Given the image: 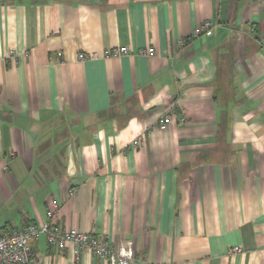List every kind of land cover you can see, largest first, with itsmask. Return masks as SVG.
Instances as JSON below:
<instances>
[{
	"label": "crops",
	"instance_id": "obj_1",
	"mask_svg": "<svg viewBox=\"0 0 264 264\" xmlns=\"http://www.w3.org/2000/svg\"><path fill=\"white\" fill-rule=\"evenodd\" d=\"M48 210L131 264H264V0H0V234Z\"/></svg>",
	"mask_w": 264,
	"mask_h": 264
},
{
	"label": "built area",
	"instance_id": "obj_2",
	"mask_svg": "<svg viewBox=\"0 0 264 264\" xmlns=\"http://www.w3.org/2000/svg\"><path fill=\"white\" fill-rule=\"evenodd\" d=\"M212 29L210 21H203L194 31L193 36L206 35ZM132 51L126 46L113 47L103 52L104 56H118L129 54ZM139 53L154 55V47H144ZM60 54V53H58ZM97 54L78 53L77 58L84 60L94 58ZM183 117L180 118L182 122ZM171 121L170 112L166 113L158 122L157 128L165 129ZM142 142L134 141V144ZM55 205L57 203H54ZM55 211H46V220L41 224L27 223L19 228L0 235V264H44L43 261L34 254L33 245L42 235L45 237L48 246L56 251L71 246L74 255L87 253L102 259L106 264H131L133 259L130 243L115 248L112 242L103 236L93 232H81L73 227L60 226L56 220ZM238 247H233L232 251H238Z\"/></svg>",
	"mask_w": 264,
	"mask_h": 264
},
{
	"label": "trees",
	"instance_id": "obj_3",
	"mask_svg": "<svg viewBox=\"0 0 264 264\" xmlns=\"http://www.w3.org/2000/svg\"><path fill=\"white\" fill-rule=\"evenodd\" d=\"M256 28V27H255ZM255 30V29H254ZM217 92H219V91H217ZM2 234H6V233H2ZM2 234H0V235H2Z\"/></svg>",
	"mask_w": 264,
	"mask_h": 264
}]
</instances>
